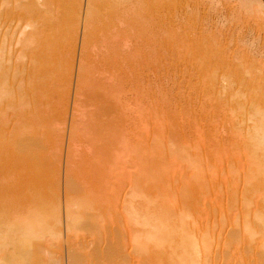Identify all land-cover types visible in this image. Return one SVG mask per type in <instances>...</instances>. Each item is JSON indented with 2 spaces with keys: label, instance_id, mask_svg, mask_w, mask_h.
<instances>
[{
  "label": "bare ground",
  "instance_id": "obj_1",
  "mask_svg": "<svg viewBox=\"0 0 264 264\" xmlns=\"http://www.w3.org/2000/svg\"><path fill=\"white\" fill-rule=\"evenodd\" d=\"M169 2H174V3L184 2L187 4L193 3L195 5H201V6H205L208 4L215 5V7L217 8L216 19L218 20V26H217V30L215 33V39H214L215 40L214 44L216 45L215 47L216 60L221 66H224V68H226L228 71H232V68L235 67L238 63H243L242 66H244L242 71H240L239 79L246 81V82L242 83V82H238V80H232L229 78V80L224 79V80H227L226 84L228 83L230 85L229 88L231 87V89L236 90V91L234 90L233 94L235 95V97L238 96L237 97L239 98L238 100H241L242 98L243 99L249 98L248 95L246 94L249 91L250 85L254 86V89L256 90L254 91V89L250 87L252 89V90L250 89L251 95L253 94V92L256 93L251 97L257 98L258 94L260 95L261 93H263L261 95H264V91L261 90V89H264V85H260L262 87L260 89H257L258 88L257 84L259 83L264 84V74L262 72L264 68V65L262 64L264 61L257 59L256 56L254 55L255 53L257 55L262 54V56L264 54V0H0V264H26L25 261L31 258L30 257L28 259L27 257L26 259V256H27L26 254L30 253L27 251V249L34 250V248L33 249L31 248L32 247L31 245H30L31 246L30 249L28 246H26L30 244V243L28 244V239L32 238V236H35V235L39 236L40 234L44 232L56 233L57 236L61 235L60 233L62 230L60 231L59 230L60 228L56 229L57 232L53 229V228H56L55 224H57L58 226L62 225V219L60 218L61 209H59L61 208V206L55 205V202H56L54 201L55 198L53 200V203H52V200L51 202L49 201L50 203H52L51 205L52 209L48 212H44V208L42 207L43 202L41 203V201L38 200L40 202V203L38 202L39 203L38 204L36 202L37 201L36 199L38 197H35L36 196L35 195L34 199L36 198L35 199L36 201H34V199L31 200V198L33 197H30V195L28 194L32 193V190L31 192L29 191L30 188H35L34 191L38 189L36 188L38 185L34 187L30 184V182L39 184L36 181H38V179L42 177L41 176L42 174L44 175V173H42L44 171L42 166L49 165V164L53 165L54 163L52 164V162L56 160V158H57L56 161H58L59 165H60L59 162H61L62 157L64 158V163H65L64 167H66L64 176L68 177L69 175L68 173L70 172V169H71L69 168L71 165L70 164L71 159L73 162L75 161L73 160V158H71V156L72 157L74 156V153L75 154L77 153L79 157L78 159H79L80 164H78V166L82 165L81 167L83 168V172H84L83 176L84 174L86 176L87 174L89 176L92 174L91 175L92 177L91 176L90 177L91 178L94 177L95 180L99 183L98 184L99 193L96 192L98 190H95L94 193L92 192L93 194H95L93 198L96 201V203H94V205L92 203L94 200L92 201L88 196V198L91 200L90 202L88 201L89 199L84 195L85 200L87 198L88 202H85V200H81L80 203H74L75 205L77 204L79 206V209L78 208L74 209L78 207L77 205L73 209L72 208L70 209L69 204H68L67 205L68 207L66 206V208L64 209L65 212L63 211L66 217L64 218L66 220L65 221L63 220L64 221L63 224L66 227L64 228L66 229L65 231L69 229L71 231H74L76 228L79 229V227H77L76 225L78 224V222H80L79 220H82V218L84 217H85V220H88L89 218L87 211H85V213L81 211L83 207L86 208L85 203L86 205H88L90 202V204L93 205L91 206L93 208V211L95 210L93 213L90 214V217L93 220V221L90 220L91 221L90 224L92 225L90 228L92 229V231L90 233L89 232L90 229H88V233L90 234L87 233L88 236L93 235L92 238L91 236L87 238L86 233H83L85 234V236H83L82 234L80 235V237L77 236L78 238L73 237L75 239L66 238L68 235L65 237L66 240L67 239L71 240V242H69L70 244L69 245L67 244L68 246H66V249L69 248L71 249V251H73L74 250L73 248H76L74 250L76 252L75 253L73 252L74 256L72 255V252H70L71 254L69 256L67 255L69 257V258L67 257L68 264H136L137 263L136 262L137 252L140 249L145 250V248H148V247L150 248L149 246L150 243L148 242L150 241V239L152 241V245L154 244V246H152L154 247V249L156 248V245L158 246L157 248L162 249L164 248V246L161 248L160 246H162L163 242L166 241L168 238L169 240L170 239L174 240L177 243V245L174 244L176 245L175 249L180 250V248L182 247L181 250L183 252L179 251L182 254L180 253L178 254L179 256L178 258L179 260L177 262L178 264H218L219 258H217V261H215V259L212 256L213 254L212 245L214 241L212 238L213 231L212 232L210 231L215 230L214 228H216V227L213 228V224H212L213 220H215L216 222V218L212 219L213 214L210 213V215L212 214L211 216L208 214L209 213L208 211L210 209L209 207L213 206V205L211 206L210 204L212 201L208 204L210 205L208 206L209 209L204 204V206L208 210L202 208L203 202L206 200L202 196L207 195L211 191L209 192L206 191V194L204 193L202 194V191H199L200 190L199 189L198 192L201 193V197L197 201H194V199H197L195 194L198 193V192L195 193L197 190L194 187L196 191L193 189L192 192H193L194 197L193 196L192 197H193V201L195 202V203L193 202L195 205L193 206L195 207L194 208L195 210L192 208L193 213L192 211L191 212L189 211L190 210L189 207H191L190 205H193V204H190L187 207V209L189 208L188 211L191 214L186 213L187 211L185 212V209L183 208V206L184 205L187 206L188 204L184 203L183 205V201L186 202L185 201L186 199L182 201V199L180 198L181 200L180 202L183 206L180 204V206L178 207V210L182 206L181 210L183 208V211L186 213L185 216H188V215L189 216L188 218L183 217L182 215L184 213L181 214V212L183 211L179 210L180 213L178 212L177 206L179 203L178 202L179 198L177 197L178 195L179 197H182V194L180 193L181 192L180 189L182 187H180L179 189L180 192L178 191L179 193H177L176 192L177 189L175 188L176 185L174 184L175 187L171 186V183L173 181L174 183H177V181L171 176L177 175L176 173L178 172L181 175L182 173L180 172V169L182 167L184 168L182 169V171L185 170L183 173L185 172L187 173L188 171L191 170V168L188 170L189 167L187 164L188 162L190 164V162L193 160V159L190 160V158H192L190 156V154H192L191 153L192 151L189 150L190 153L188 152L189 155L187 154L188 156H190V158L187 156V158H189L188 160L185 158L186 153L182 152V154H184V157L182 156V158L183 159L185 158V162L187 161V164L184 161L183 162L185 164L181 162V160L183 159L178 157L179 155L177 156L178 158H175L176 155H174L173 157L172 152L173 154L175 153L174 149L173 147L172 149L171 147L169 148V146L172 143L170 142H169L170 144L166 143L167 142L166 138L169 136L166 135L167 137L165 138V134L161 133L162 132L161 129L165 127V123H163L164 121H161L163 120L161 119L162 118L161 114L159 115L161 117V118L159 117V120L161 119L160 120L161 123L157 119L158 126H156L157 125L156 124L154 127L155 128L158 127L159 134L162 136V138L164 137V142L162 145L165 144L164 146H168L166 144H169L168 150L166 149L167 147H163L161 144L159 145L157 143L158 141L157 138H156L157 141L155 140L156 142L155 144L156 146L158 144V146H160L161 148L159 149L158 146L157 148L155 145H149L151 143L148 144V148L149 146L156 147L155 148L156 152L155 150L152 149V152L154 151V154L152 156L154 155L159 156V157L163 156L162 157L163 162L164 161L166 162V164H164V170L167 166L170 167L168 169L169 170L168 173H170L171 168H172L171 171H173L175 168L178 169V166H179V169H178L179 171L175 170L178 172L175 173L173 171L171 172L172 174H170L171 175L170 177L174 180H170L172 182H170L169 187L176 189V191L172 189L174 190V192L172 191L171 193H169L171 191L170 188H169L170 190H168L169 192L167 190H164L166 187L168 189L169 182H167V184L165 183L166 181L164 182L163 180L164 178L162 177V175H165L167 171L165 170V172H163V168L161 167L162 170L160 169L159 170L162 171L164 174L160 172V175L162 174L161 175V177L163 178L162 182H164L166 187L162 185L163 186V188L161 187L163 189L162 192L159 191L160 189L158 190L162 194L158 193V195L160 194L165 195L163 191L165 193L168 192V195L166 194V196H164L165 199L164 197L160 195V197H162L164 200H166V197H169L168 203L167 204L165 203V206L161 207L162 205L160 206L159 203L160 202L162 203V201L160 200L158 202V205L161 207L160 210H156L158 209L157 207H159L157 205H156L157 207L155 206L156 208L154 207L155 210L153 209V206H151V208L154 211L152 209L151 210L153 211V213L155 212V214L152 213L153 215L148 213L151 210L148 211L145 208H141V209L136 208L137 211L145 209V211H142V212L148 213V214L145 213V215L143 213V216H140L142 218L146 216V214H147V217L149 214H150L149 217L153 216V218H148L149 221L147 220V217L146 218L144 217V220H146L147 222L144 221L142 218H140V220H142L141 224L146 223V228L150 226L149 228L151 231L154 228L155 232L154 231H152V233L150 232L152 235L150 233L148 234L150 235V237H145V235H142L143 233L140 232V229H143L140 227L141 226L144 227L143 225H140L139 228H136V230L140 233L136 232V230L133 229V226H130L129 221L125 220L124 218L126 217L125 214L121 215V210H120L122 209L121 207L122 201L120 199H121V195L124 189L123 187L125 186L124 184L126 182L128 183L129 181L126 179L128 174L129 175L131 174L129 170L125 171V169L130 167L128 169L131 170L132 167L134 168L137 166L135 164L139 158V156H137V153L141 147L140 144H143L140 141H143L147 137V129L152 120V118L150 119L149 117L153 116V113H154V116H158L155 113L156 110H153V108L150 107L152 105L150 101L149 103H147L146 101L144 103L143 100H141L140 102V99H139L140 94H141L140 85L141 84L143 85V83L145 82L146 88L150 87L149 80L151 78H149L150 76L149 74H151L150 73L151 64H153L152 59H153V52H154V45H155L154 39H155L156 25L165 26L164 23L168 22L170 18L173 17L171 15V12L166 9L167 3ZM155 6H158V8L160 7L161 9L158 12L154 13L153 9ZM223 21H226L227 23H229V27L226 30L224 29V26L222 25ZM234 21H238L239 23H242L244 25L245 30H249L252 33L253 37L257 39V41L255 42V45H251V46L249 45L251 48V52H253V54L250 52L251 53L250 56L248 52L242 50L243 44H242V41H239L240 40L239 32L233 30L234 26L232 28V24ZM140 67L144 69L145 73L141 70ZM140 70L143 72V75H144L143 76L144 78H142L144 79V82L142 81V83L140 82V77H139V74H141ZM260 77L262 78L261 80H260ZM240 86H243L244 88L243 87L241 88ZM222 87L224 88L225 85H222ZM246 87L248 88L247 89L248 91L246 90ZM223 88L222 90H225V88L224 89ZM229 88H227V91L230 90ZM222 90L220 89V92H218L219 99L216 96L217 100H220V93ZM259 90L261 92L257 93V91ZM148 91L150 92V90H147V91L145 90V93H148ZM224 92L225 91L222 92L223 94L221 93V97L222 95L224 96L226 95V93L224 94ZM145 93L143 92L144 95L142 94V96L149 98L150 95L148 96ZM244 93L246 97L245 95H242L241 96L242 98L239 97V94H244ZM233 94L231 93V95ZM231 95L229 98L233 97V96L231 97ZM255 95L257 97H255ZM261 95L260 97L262 98ZM222 100L226 101L225 97ZM262 100H264V97L262 98ZM263 104L264 102L262 103V105ZM224 105L225 104L223 103L222 105L223 107L221 106L220 108L223 109ZM260 107L261 105L256 108L260 109ZM178 109H180V107ZM257 109L256 111L259 112V110ZM263 109H264V105H263ZM149 110H151L150 112H152L151 115L148 112ZM250 110L252 111L253 114L255 113L254 107H251ZM219 111L220 109L219 107H217V112L220 114L219 116H221V113ZM247 111H249V109ZM249 112H247V114ZM257 112L255 114H257ZM260 112H263V111H260ZM180 113H178L177 116ZM260 119H259L260 122L255 121L254 124L252 125L249 124L250 125L249 127H251L250 129L247 128L248 134L246 135H249L250 137V139L247 141V151L249 152V155H248L249 166L246 169V177L244 176L245 179L241 178L240 176V174L242 175V172L244 171H242V164H240L239 162L240 159L238 158L239 161L237 159V156H240L241 152L240 153L236 152L235 151L236 149L234 150L235 152L231 150L233 151V154H230V156L234 155L235 156L234 158L237 159L236 161L237 163L236 162L233 163L234 158L232 156L231 163L227 161L229 162L228 164H230L229 167H228V164L225 165L228 167L227 168L228 170L225 169L227 172L226 171L224 172L227 174V178H228V175H230L233 181L235 180L234 183L235 182L239 183V181L243 183L241 179L247 180L246 181L247 183L244 182L245 184H247L246 189L248 193V194L246 193L247 195L245 194L248 197L247 198V206H248L247 207V220H246V233H247L246 235L247 236L246 235L245 236L248 239L247 244L249 246V249L252 251L256 248L257 250L258 249L261 250V253L263 251L262 259H264V205L257 204V200H256L257 198H259L257 195L259 196L261 195V198L264 200V119L263 118H260ZM200 123L198 124L196 123L193 127L194 137H192V134L189 135L191 133L189 132L191 127L188 130L189 134H186L187 132L185 131L186 133H184V136L186 137L189 135L192 138H194L193 141H195V145L191 144V146H194V147L196 146V148L199 151V152L197 151L198 152L197 154L199 156L202 155L201 159L206 158L208 155L207 154L208 151H206L205 149H208L210 151V154L212 152L213 157L210 156L209 158H211V160L214 159V163L210 160L209 161L207 160L208 164L213 163L212 165L215 164L216 167L222 162L225 164L224 162L226 161L225 157L226 156L228 157L229 155H227L226 152H224L226 156L224 158H220V156L221 157L224 156L222 149H225V150L227 149L226 145H222V143L224 142L223 141L221 142V140L224 138L225 135L224 136L222 135L223 138L221 137L222 139L220 140L222 147L219 146L220 142L217 143V145L215 144V142L212 143L211 141H210L211 145L206 144L203 142V140L205 139V138L203 139V137L206 136L208 132H206L207 134H205V132L203 131L205 135L202 136L203 132L200 131V128H199L200 126H202L200 125ZM160 125L163 126V128ZM176 126L178 127V124H176ZM163 131L165 130L163 129ZM169 132L171 133V131ZM178 138L182 139V137L177 136V140H180ZM206 138H208V135ZM215 138L219 139L220 137L217 136ZM151 139L153 140L154 137H152ZM190 139L188 140L191 141ZM228 139L230 140L231 137L230 138L228 137ZM47 140L49 142L48 144H46ZM188 140L186 142H188ZM172 141H175V140H172ZM182 141L180 142L185 145V141L184 142ZM64 142H66L65 148H64ZM138 142L140 143L138 144ZM47 145L49 146L46 147ZM137 145L138 147L140 145V147L138 148ZM144 145H142L143 148L145 147ZM182 145H179V146L182 147ZM187 145L185 147H187ZM207 145H210L211 148L214 145V147H216V149L218 150L220 149L218 147H221L220 155L216 149H213L215 150L213 153V150ZM228 146H230V144L227 145V147ZM49 148L55 149L57 156L53 153V150H51L52 151L51 153ZM143 148L141 147L142 152L145 151V149L143 150ZM162 148L163 149L165 148V149L163 150ZM234 148L235 147H233V149ZM64 149H65L64 151L65 157L63 156ZM190 149L193 150L192 156H194V149L191 147ZM230 149H227V150H229L230 152ZM169 151H172L170 152L171 155L169 154ZM175 151L176 152L178 151V154H179V152L183 151V149L181 151L180 149L178 150L176 149ZM186 151H188V149H186ZM148 152H149V149H148ZM152 152L150 150V153ZM205 152L207 154L206 156H205ZM163 153L165 154L163 155ZM235 153H239V154L236 155ZM198 155H196V152H195V156L199 157ZM146 156H148V154ZM136 157H137V161H136ZM171 157L176 159L175 161L177 162H179V159H180L179 163L180 164L182 163L183 166L182 165H181L182 167H180V165L172 166L174 163V160L170 159ZM216 157H218L217 159L219 158L221 159L219 160L221 163L215 162ZM159 160L161 159L159 158ZM197 160L194 159L193 161L196 162ZM146 161L147 160H145L144 162ZM203 161H205V159H203ZM73 162H72V165L74 167L76 162L75 163ZM126 162H128L129 164ZM139 162L142 163V160L141 161L139 160ZM163 162H162V165H163ZM199 162L197 163L200 164ZM209 162H212V163H209ZM223 163L221 164V166L219 165V167H222ZM125 164L131 165V166L127 167ZM192 164L194 166L195 163L193 162ZM208 164L207 166H209ZM51 165H49V167ZM162 165L160 164V166ZM165 165L167 166L165 167ZM184 165H187L186 167L188 168L186 169ZM212 165L209 166V169H212L210 168ZM78 166L74 168L78 170L77 169L79 168ZM201 166H204V164L200 165L199 167ZM215 166H213V168ZM46 167L47 166H45V168ZM199 167H197L198 168L197 171L201 170L199 169ZM215 168L212 170H215ZM194 169L195 167L193 168V170ZM203 169L205 170H202V171L207 170L206 165ZM68 170L69 172L67 173ZM193 170L191 171L194 174L195 173L194 171L196 170L194 171ZM197 171L195 175L199 173V171L198 172ZM44 172L46 173V171ZM210 172H213V171L210 170ZM222 172L223 171H221V173ZM168 173H167V176L165 175V177H167L165 179L169 181L170 178L168 177L169 175ZM199 174L197 175V177L199 176ZM219 174L217 173V176ZM59 175L60 174L58 172V177ZM186 175L187 177L188 175L190 176V174H186ZM194 176H192V179L194 178ZM207 176L209 175L208 174L205 175V177ZM222 176L223 175L220 174L218 177L220 179H217V181L219 180L220 182L226 177V175L223 176L224 178H222ZM215 177L210 179L212 180V184H213V181H215L217 178ZM239 177L241 179L237 180V178ZM128 178L130 179L129 176ZM201 178L203 179V176H201L199 179ZM207 178L208 179H205V180L203 179L205 181V182L203 181V184L205 183L207 188L210 189L211 188L210 185L208 186V184H206L207 182L206 180L209 181L210 176ZM124 179H126L125 183H124ZM40 180L39 182L41 185ZM79 180L80 178L76 181H79ZM90 180L92 179H89L88 181L90 182ZM194 180L195 179H193V181ZM66 181L68 180L66 179ZM226 181L224 179V181L222 182L223 184H221V182L219 184L217 183L218 185L216 184L215 186L218 187V189L214 187L213 188L216 190H219L220 186L221 188L223 187L225 188L226 186L225 184H227ZM233 181L231 184L232 186L238 185V184H233ZM186 182H188V179L185 180L183 183H181V186H183L185 183L184 185L185 187ZM241 182L239 184H241ZM85 183L83 185H85ZM91 184H93V182ZM26 185L32 186L29 188V190L27 186V190L29 192H26L27 191L26 189L25 191H22L24 190L23 188ZM83 185L81 186L83 187ZM189 185L191 186V182ZM205 185L204 187L206 188ZM222 185L224 186L222 187ZM87 186L88 187L86 189L89 190L90 189L89 183ZM195 186H196V183H195ZM235 186H233L232 188H234ZM197 187L200 188L201 185L200 186L197 185ZM238 188H239V185L237 186V189ZM185 189L189 190L188 187ZM225 189H227V186ZM85 190H84V193H85ZM216 190L215 192L212 191L214 195L210 193L211 196H208V198H210L213 195V197L215 198L214 204L217 201L216 199L218 198V195L219 196L221 195L220 190H219L218 195L216 194ZM232 190H230V192L235 197L236 195H234ZM183 191H185L184 188L182 192ZM225 191H224V194H226L225 196H227V194H230L228 192L229 190L227 191L228 193L227 192L225 193ZM22 192L24 193L26 192L27 195H23L24 193L22 194ZM175 192L177 194V197H175L176 195H174ZM35 193H37V191ZM86 194L88 193L86 192ZM239 194L237 193L238 196ZM154 196H156L157 199L154 201L155 203L153 202L152 204L155 205L157 204L156 201L158 200L159 197H157V195L155 194L152 197H150L151 200L154 199L153 198ZM126 197H129V196H126ZM221 197L222 195L220 196V198ZM236 197H235V200L233 201L231 200L232 198H230V200L232 201V204H237L235 203L237 199ZM182 198L184 199L187 197L184 196ZM212 198L210 200H213ZM80 199L82 198H79V200ZM164 200H163V205H164V202L167 201V200L166 201ZM223 200L220 201V204H219V200L217 201L218 202L217 205L219 204L217 207L221 206V203ZM239 200L240 199L238 198V201ZM123 201H125V199ZM140 201L141 200H139V202ZM258 202L261 203L260 200ZM65 203H67V201ZM148 203L149 202H146V204ZM226 203H228V201ZM142 205L140 206L142 207ZM231 205H229L228 203V206H231ZM228 206H226L225 208V210L228 209V212L226 211L227 214L229 213V209L231 208V207L228 208ZM233 206L231 209L234 208ZM223 207H221L220 209L223 210L222 209ZM205 210L207 211V213L205 212ZM212 210H216V209H212ZM216 211L218 212V210ZM156 212H160V213H158L157 215ZM210 212H211V209H210ZM223 212L225 214V211ZM240 212H238V214ZM139 213L137 212V214ZM205 213L208 214L207 217ZM137 214L135 211V215ZM230 214L232 213L230 212ZM154 215H156V217H154ZM135 217H139V216H135ZM51 218L52 220L54 219L53 221L54 223H51L48 221ZM150 219L158 220V222L151 220V223L154 222L156 224V226H154L155 224L152 225L154 226L152 227V229H151ZM231 219L232 218H230L229 220L232 221ZM234 219L235 218H233V220ZM140 220H137V221H140ZM171 220H175L179 222L180 228L177 226V224H174L176 225L175 227H178L177 229H175L177 231H174L173 229L174 227L169 225L170 223L172 224V222L168 223V221H171ZM185 220L187 221V223L189 222L188 223L189 226H192V229H190V232L184 229L186 228ZM218 220L219 222H221L220 218ZM218 220H217V223H218ZM39 221L40 223L42 222L41 227L45 225L44 226L45 228L40 227ZM131 223L133 222L131 221ZM148 223H150L149 226H147ZM237 223H236V226H240L241 225L240 223H243V222H240L239 223L240 225ZM220 224H223V222ZM75 225H76V228H74ZM146 228H145V231L149 232V230H147L148 228L147 229ZM205 229H206V232L205 231L203 232L202 230H205ZM237 229L236 231H239L240 228L238 230ZM105 231H106L107 236H108V233L112 235L110 238L111 242H109L110 241L109 240L108 241L109 244H106V245L104 244V240L107 239L106 237H104ZM183 231H186V232L181 234V232ZM51 233H49V236ZM67 233L68 231L66 232V234ZM186 233L187 234L190 233L188 237ZM144 234L147 235L146 232H144ZM237 235H238V232H237ZM38 236H35V238H37ZM146 238L149 239L147 241L148 247L143 246L145 245V242L147 240ZM37 239H40V238L38 237ZM178 239L180 240V242L178 241ZM171 240L170 242L168 241L166 242L171 244ZM231 241H230V244L234 245L233 244L234 240L232 241V243ZM25 242H26V245H25ZM256 243H259L258 248L256 246ZM31 244H34V243L32 242ZM34 245H36V243ZM167 246L169 247V245ZM219 246L222 247L224 245H219ZM237 247L239 248V246ZM165 249H168V248H165ZM175 249L173 251H176ZM257 250H255V252ZM169 251L170 250H168V252ZM246 251H249V250H245L244 252ZM157 252H155L154 254H156ZM253 252L254 251H252V253ZM66 253L68 254V252ZM229 254L231 255L232 252H230ZM245 254H247V252ZM28 256H32V255L29 254ZM161 256L158 255L159 259ZM220 256L221 254L219 255V257ZM259 256L260 255L258 254V257ZM158 257L156 255L157 259ZM169 257H170V254H169ZM228 257L229 255L228 256L226 255V258ZM152 258L155 259V257H152ZM171 258H174V257H171ZM171 258L169 261H171ZM226 258L224 257L222 258V260L223 259L225 260ZM260 258L261 257H259V259ZM226 260H227L225 261L226 264L228 262H230L229 264H231L232 260L230 261V258ZM234 261L235 260H233V262ZM30 262L31 260H29L27 264ZM219 263L222 264L223 262L221 263V261L219 260ZM237 263H239V261ZM174 264H175V261H174ZM240 264H243L242 261L240 262Z\"/></svg>",
  "mask_w": 264,
  "mask_h": 264
},
{
  "label": "rangeland",
  "instance_id": "obj_2",
  "mask_svg": "<svg viewBox=\"0 0 264 264\" xmlns=\"http://www.w3.org/2000/svg\"><path fill=\"white\" fill-rule=\"evenodd\" d=\"M185 4V5H184ZM187 6V7H186ZM161 8L159 7L158 8V6H155L154 7V9H153V11H154V13L155 12H158L159 10H160ZM166 9L168 10V11H170L171 12V15L173 16V17H171L170 18V20L168 21V22H166V23H164V25L165 26H161V25H156V31H155V39H154V43H155V45H154V52H153V59H152V63L153 64H151V74H149L150 76H149V78H151L150 80H149V82L151 83H149V86L150 87H148V88H146V86H145V82H144V79H142V78H144L143 76V72H144V69H142L141 67V70L143 71H139L141 74H142V76H141V74H139V77H140V82L142 83V81L144 82L143 83V85L141 84L140 85V102H141V100H143V102L145 103V101L147 102V103H149V101H150V103H152V105L150 106V107H152L153 108V110H156L155 111V113L158 115V116H154V113H153V116H154V118H153V116H150L149 118L151 119L152 118V120H151V123H150V125H149V127H148V129H147V137L143 140V141H140L141 143H143V144H140L141 145V147L143 148V146L142 145H144L145 147L143 148V150L145 149V151H143L144 152V154H143V152L141 151L142 149H141V147H140V145H139V147H140V149H139V151H141V152H139L138 151V153H137V156H139V158H138V161H137V157H136V167H132L131 168V170L130 169H128V168H130V167H128V166H131V165H126L128 168L127 169H125V171H130V175L128 174V176L130 177V179L128 178V176H127V180H129L128 181V183L126 182V179H124V189H123V192H122V195H121V201H122V203H121V207H122V209H120L121 210V215H123V214H125V216L126 217H124L125 218V220H127V221H129V223H130V226H133V229H135L136 230V228H139L140 227V225H143L144 227H140V228H143V229H140V232L141 233H143L142 235H145V237H150V235H148L150 232L152 233V231H154L155 232V230H154V228L152 229V227H154V226H156V224L154 223V222H152L151 223V220H154L155 222H158V220H156V219H150V223H151V229H152V231L150 230V223H148V225L147 226H149V227H147L146 228V223H144V224H141V222H142V220H140V218H142V217H140V216H143V213H144V215H145V213H147V212H142V211H145V209H147L148 211H150L152 208H151V206H153V209H154V207L157 205V206H159L158 205V202L161 200L162 201V203L160 202L159 204H160V206L161 207H163V206H165V203L167 204L168 203V199H169V197H166V200H164L165 199V197L164 196H166V194L168 195V190H170L171 189V191L169 192V193H171L172 191L174 192V190L176 191V189H177V193H179L180 191V193L182 194V197H187V198H182V197H179V195H178V197H177V194H176V192H175V194L174 195H176L175 197H177V198H179L178 199V206H177V210H178V207L180 206V204H181V200H180V198L182 199V201L183 200H185L186 202H184L183 201V205H184V203H187L188 205L186 206V205H182L183 206V208L185 209V212L186 213H188V214H191V213H189V211L191 212L192 211V213H193V210H192V208L194 209L195 207H193V206H195L194 205V201H197L200 197H201V193L200 192H198V190L199 191H202V194L204 193V194H206V191H211V192H207L208 194L207 195H204V196H202V197H204L205 199V201L203 202V207L202 208H204V209H206V210H208L209 208L211 209V212H210V209H209V215H210V213H212L211 215H212V219H214V218H216V222H215V220H213V228L214 227H216V228H214L215 230H211L210 232H212V238H213V245H212V249H213V251H212V256H213V258L215 259V261H217V258H219L218 259V264H220L219 263V260L221 261V263L222 264H224L225 263V261H227L226 259H228V258H230V261L232 260V262H231V264L233 263V264H240V262L242 261V263L244 264H264V259H262V253H263V251H262V253H261V250H257L255 247V249L254 250H252V251H254L255 252V250H257L255 253H257V254H255L254 252L252 253V251L249 249V246H248V239H247V233H246V220H247V184H245V183H247L246 181L247 180H243V179H245V177H246V169L248 168V166H249V158H248V155H249V152L247 151V141L250 139V137H249V135H246V134H248V129H250L251 127H249L250 125L249 124H254V122L255 121H259L260 122V118H263L264 119V109H263V105H262V103L264 102V100H262V98L264 97V95H261V94H263V93H261L260 95L262 96V98L260 97V95L258 94V97L255 95V97H257V98H253V97H251V96H253L254 94H256L255 92H253V94L251 95V93H250V89L251 88H253L254 89V86H252V85H250L249 86V91L247 90L248 88L246 87V90L248 91V93H247V91H246V95H248V97L249 98H246V99H243L241 96L242 95H245V93L244 94H239V97H241L240 99L242 100H238L239 98H237V97H235V95L233 94L234 93V90L235 89H231V87L229 88V84L227 85L226 84V82H227V80H229V78L230 79H232V80H238V82H246V81H243V80H241V79H239L240 78V71H242V69L244 68V66H242V64L243 63H238L235 67H233L232 68V71H228L226 68H224V66H221L219 63H218V61L216 60V51H215V47H216V45L214 44V42H215V33H216V30H217V26H218V20L216 19V10H217V8L215 7V5H213V4H208V5H205V6H201V5H195V4H187V3H178V2H176V3H174V2H169V3H167V6H166ZM180 13V14H179ZM176 17V18H175ZM226 21H223V23H222V25L224 26V29L226 30V29H228V27H229V23H225ZM233 26H234V28H233ZM159 28H160V30H159ZM165 30H164V29ZM206 28V29H205ZM232 28H233V30L234 31H238L239 32V41H242V50H244V51H246V52H248V54H249V56L251 55V53L253 54V52H251V48H250V46L251 45H255V42L257 41V39H255L254 37H253V35H252V33L249 31V30H245V28H244V25L242 24V23H239L238 21H234L233 22V24H232ZM164 30V31H163ZM206 30V31H205ZM166 31V32H165ZM163 32V33H162ZM244 33V34H243ZM212 35V36H211ZM208 38V39H207ZM208 41V42H207ZM215 45V46H214ZM250 45V46H249ZM249 48H250V50H249ZM247 50H249V51H247ZM251 52V53H250ZM255 56H256V58L257 59H260V60H263L264 61V54H263V56H262V54H254ZM194 56V57H193ZM194 58V59H193ZM262 65H264V62H263V64ZM180 68V69H179ZM172 69V70H171ZM185 69V70H184ZM240 69V70H239ZM181 70V71H180ZM167 71V72H166ZM262 72H263V74H264V68H263V70H262ZM145 73V72H144ZM174 74V75H173ZM200 74V75H199ZM159 75V76H158ZM164 75V76H163ZM185 75V76H184ZM152 76V77H151ZM175 76V77H174ZM165 77V78H164ZM262 77V76H261ZM260 77V80L262 79ZM172 79V80H171ZM224 79H227V80H224ZM159 80V81H158ZM171 80V81H170ZM175 80V81H174ZM259 80V79H258ZM195 81V82H194ZM220 82V83H219ZM215 83V84H214ZM173 84V85H172ZM193 84V85H192ZM189 85V86H188ZM222 85H225V90H222ZM260 85H264V84H261V83H259V84H257V89H260L262 86H260ZM173 86V87H172ZM227 86V87H226ZM183 87V88H182ZM241 88L243 87V86H240ZM251 87V88H250ZM145 88V89H144ZM172 88V89H171ZM189 88V89H188ZM223 88V89H224ZM227 88H229L230 90H228L229 91V93H230V95H231V93L233 94V95H231V97L233 98H229L230 97V95H229V93H228V91H227ZM244 88V87H243ZM220 89L222 90L221 91V93L223 92V91H225L224 92V94L226 93V95L224 96V95H222V97H221V93H220V100H217L216 99V96H217V98L219 99V93L218 92H220ZM145 90L147 91V90H150V92L148 91V93H145ZM252 90V89H251ZM262 91H264V89H261ZM236 91V90H235ZM254 91H256L255 89H254ZM143 92L146 94V95H150V97L148 98V97H144V96H142V94H143ZM172 92V93H171ZM194 92H195V94H194ZM259 92H261L260 90L259 91H257V93H259ZM173 94V95H172ZM187 94H189V95H187ZM223 94V93H222ZM228 94V95H227ZM236 94H238V93H236ZM249 94H250V96H249ZM144 95V94H143ZM145 95V96H146ZM166 95H167V97H166ZM212 95V96H211ZM246 95H245V97H246ZM193 96V97H192ZM225 97V99H226V101L224 100H222V99H224V97ZM187 97V98H186ZM197 97V98H196ZM236 99H235V98ZM244 97V98H245ZM162 98V99H161ZM179 98V99H178ZM222 98V99H221ZM231 100H229V99ZM261 98V99H260ZM166 99V100H165ZM176 99V100H175ZM182 99V100H181ZM188 99H189V101H188ZM198 99V100H197ZM252 99V100H251ZM158 100H160V101H158ZM180 100V101H179ZM202 100V101H201ZM228 100V101H227ZM217 101V102H216ZM246 101V102H245ZM257 101V102H256ZM187 102V103H186ZM221 102V103H220ZM223 103L225 104L224 105V110L222 109V108H220L222 105H223ZM218 104V105H217ZM221 106H220V105ZM141 105V104H140ZM182 105V106H181ZM187 107H186V106ZM217 105V106H216ZM250 105V106H249ZM261 105V107H260V109L258 108H256V107H258V106H260ZM180 107V109H178L179 107ZM208 106V107H207ZM159 107V108H158ZM183 107V108H182ZM194 107V108H193ZM217 107H219V109H220V113H221V116H219L220 114L217 112ZM223 107V106H222ZM250 107V108H249ZM251 107H254L255 108V113L257 112L256 111V109L257 110H259V112H257V114H258V116H257V114H253L252 113V111L250 110L251 109ZM249 109V111H247L248 109ZM160 109V110H159ZM193 109V110H192ZM201 109V110H200ZM232 109V110H231ZM247 109V110H246ZM178 110V111H177ZM181 111V113H180V111ZM252 110H254V109H252ZM151 110H149L148 112L150 113V115H151V113L152 112H150ZM163 111H164V113H163ZM183 111V112H182ZM246 111V112H245ZM260 111H263V112H260ZM144 112V111H143ZM162 112V113H161ZM180 113L178 116H177V114L178 113ZM185 112V113H184ZM247 112H249L248 114H247ZM172 113V114H171ZM173 113H174V115H173ZM245 113H246V115H245ZM262 115H261V114ZM161 114V117L159 116ZM163 114V115H162ZM176 114V115H175ZM190 114V115H189ZM260 114V115H259ZM193 115V116H192ZM245 115V116H244ZM176 116V117H175ZM247 116V117H246ZM156 117V118H155ZM159 117L161 118V119H163V120H161V121H164L163 123H165V127L163 128V126H161L165 131H163V129H161L162 130V134H165V138L167 137V136H169V137H167L166 139H167V142H166V140H165V142L166 143H172L170 146H169V144H166V145H168L169 146V148L171 147V149H172V147H173V149H174V154H173V152L172 151H169V154H170V152H172V155H173V157H174V155H176V157L175 158H178V157H180L181 159H183L182 158V156L184 157V154H182V152H184V153H186V159L188 160L189 158H190V156L192 157V158H190V160H197V158H198V160L195 162V161H191L190 162V164H191V166L194 168L195 167V169L194 170H196L197 171V167H199L200 165H203L204 164V166H201V167H199V169H201V170H198L199 171V173L201 174V176H203V179L205 180V179H208L207 177H209L210 176V178H209V181L208 180H206L207 182H206V184H208V186L210 185V187L211 188H216V189H218V187H216L215 185L218 183H220L221 182V184H223L222 182L224 181V179H225V181H226V183L227 184H225L226 186H227V189L229 190H227V189H225L226 188V186H225V188L223 187L224 185H222V187L224 188H221V186H220V188H219V190H220V192H221V195H222V197L221 198H223V199H225V200H223V199H221L220 198V196L218 195V193H219V190H216V189H209V188H207V186L205 185V183L203 184V179L201 178V179H199L201 176H200V174L199 173H197V175L199 174V176L197 177V175H195L196 174V171H194L193 170V168L190 166V164H189V162H188V164H187V161L185 162V158L183 159V160H181V162H185L187 165H188V167H186L187 165H184L185 166V168L187 169L188 168V170L191 168V170H193L195 173L193 174L192 173V171L190 172V171H188V172H190V173H186V174H190V176L188 175V177H187V175L185 174V173H183L184 171H182V169H184L182 166V163L180 164L179 162H180V159H179V162H177V161H175L176 159H174L173 157H171L170 159H173L174 160V163H173V165L172 166H177V165H180V167H182L181 169H180V172L182 173L181 175H180V173L178 172L179 170V166H178V169L177 168H175L173 171L176 173V172H178V173H176L177 175H170V174H172L171 172H173V171H171V169H170V173H168V169L170 168V167H168L167 165H165V170L167 171L166 173H165V175L167 176V173L169 174L168 175V177L170 178L169 179V181L168 180H166L165 178H167V177H165V175H162V177L164 178H162L161 177V175H160V172L161 173H163V172H165V170H164V164H166V162L164 161L163 162V159H162V157L160 156H152L153 154H154V151L152 152V149L153 150H155V152H156V147L158 146V144L160 145H162L163 144V142H164V137L162 138V136L159 134V129H158V127L157 128H155L154 126L158 123V121H157V119L159 120ZM171 119H170V118ZM185 117H187V118H185ZM177 118V119H176ZM200 118V119H199ZM149 119V120H150ZM184 119V120H183ZM192 119V120H191ZM260 119V120H259ZM159 120V121H160ZM169 120V121H168ZM171 120V121H170ZM190 120V121H189ZM195 120H196V122H195ZM157 121V122H156ZM161 121H160V123H161ZM187 121V122H186ZM150 122V121H149ZM178 122V123H177ZM190 122V123H189ZM201 122V123H200ZM194 123V124H193ZM198 124V123H200V125H202V126H200L199 128H200V131H204L205 132V134H207L206 132H208V138H206L207 137V135L206 136H204L203 137V142L204 143H206V144H210V141L213 143V142H215V144L217 145V143H219L220 142V140L223 138V136H224V138L221 140V142L223 141L224 143H222V145H226V148L227 149H230V147H231V149H230V152H229V150H225V149H222L223 151V157H221L220 156V158H224L225 156H226V154L227 155H229L228 157L226 156L225 158H226V161H224L225 162V164L223 163V165H222V167H219V165L221 166V162L219 161V160H221L220 158L219 159H217L218 157H216V159H215V162H219V163H221V164H219L218 165V163H217V167L215 166V164L214 165H212L213 163H214V159L213 160H211V158H209L210 156H212V152H211V154H210V151L208 150V149H205L206 151H208V155L206 154V152H205V156L207 155V157L206 158H203V159H205V161H212V162H209V163H212V164H208V161L207 162H205V161H203V159H201L202 158V155L201 156H199L197 153L199 152L198 151V149L196 148V146L194 147V146H191V144H193V145H195V141H193V139L194 138H192V137H194V130H193V127H194V125L195 124ZM232 123V124H231ZM174 124V125H173ZM176 124H178V127L176 126ZM191 124V125H190ZM219 124V125H218ZM164 125V124H163ZM181 125V126H180ZM185 127H184V126ZM248 125V126H247ZM156 126H158V124L156 125ZM180 126V127H179ZM223 126V127H222ZM160 127V128H161ZM191 127V128H190ZM155 128V129H154ZM183 128V129H182ZM189 128H190V130H189ZM248 128V129H247ZM203 129V130H202ZM157 130V131H156ZM175 130H176V132H175ZM183 130V131H182ZM188 130H189V132H191L190 134H189V132H188ZM169 131H171V133L169 132ZM177 131H178V133H177ZM187 133H186V132ZM211 131V132H210ZM164 132V133H163ZM175 133V135H174V133ZM204 132H203V134L202 133H200V134H202V136L203 135H205L204 134ZM210 132V133H209ZM167 133V134H166ZM181 133H183V134H181ZM184 133H186V134H189V135H191L192 134V137L191 136H186L188 139H190L191 141H189L185 136H184ZM213 135H212V134ZM219 135H218V134ZM158 134V135H157ZM171 135V137H173V138H171L170 137V135ZM211 134V135H210ZM157 135V136H156ZM161 136V138H160V136ZM167 135V136H166ZM181 135V136H180ZM211 137H210V136ZM214 135H215V137H217V136H219L220 138L219 139H217V138H215L214 137ZM223 135V136H222ZM159 136V137H158ZM177 136L178 137H182V139L181 138H178V139H180V140H177ZM201 136V137H202ZM237 136V137H236ZM152 137H154V141L151 139ZM175 137H176V139H175ZM185 139H184V138ZM213 137V138H212ZM222 137V138H221ZM228 137L230 138L231 137V139L229 140L228 139ZM156 138H157V140L158 141H160V142H158L157 140H156ZM214 139V140H213ZM155 140L157 141V146H156V142H155ZM163 140V141H162ZM169 140V141H168ZM172 140H175V141H172ZM183 140V141H182ZM188 140V142H186ZM227 140H228V142H227ZM180 141H182V142H184L185 141V145L183 144V143H181ZM208 141H209V143H208ZM140 142H138V144L140 143ZM154 144H153V143ZM179 142V143H178ZM221 142H220V144H219V146H221ZM49 142H48V140L46 141V144H48ZM149 143H151V144H149ZM187 143H188V145L191 147V148H196V149H194V156H195V152H196V155H198L199 157H194V156H192L193 155V150L192 149H190V147L187 145ZM228 143V144H227ZM238 143V144H237ZM148 144L149 145H155L154 147L153 146H149V148H148ZM184 146H183V145ZM230 144V146H228L227 147V145H229ZM65 145H66V142H64V148H65ZM165 145V144H164ZM164 145H162L163 147H167L166 149L168 150V146H164ZM178 145V146H177ZM179 145H182V147L181 146H179ZM187 145V147H185ZM211 145V144H210ZM210 145H207L208 147H210ZM237 145V146H236ZM239 145V146H238ZM49 145H47L46 147H48ZM147 146V147H146ZM204 146H205V144H204ZM137 147H138V145H137ZM138 147V148H139ZM152 147V148H151ZM159 147V149L161 148L160 146H158ZM157 147V148H158ZM175 147V148H174ZM189 147V148H188ZM222 147V146H221ZM221 147H218V148H220L221 149ZM233 147H235L234 149H233ZM149 149V152H148V149ZM183 149V151H181L182 149ZM211 148V147H210ZM209 148V149H210ZM224 148V147H223ZM50 149V148H49ZM163 149V148H162ZM165 149V148H164ZM163 149V150H164ZM178 150V149H180V151L181 152H179V154H178V151L176 152L175 150ZM186 149H188V151H186ZM212 150L213 149H216V147H214V145H213V147L211 148ZM218 150V149H216L217 151H218V153H219V155H220V151L221 150ZM236 149V150H235ZM51 150H53V153L57 156V154H56V150L55 149H50V152L52 153V151ZM150 150H151V152L152 153H150ZM192 151L191 153L192 154H190V156H188L189 155V153H190V151ZM196 150V151H195ZM231 150H235L236 152H241V154H240V156H237V159L239 158L240 159V161H239V159H238V161L240 162V164H242V171H244V172H242V175L240 174V176H241V178H243V179H241L240 177L239 178H237V180L238 179H241L242 181H243V183L241 182V181H239V183L241 182V184H239V183H234V181H233V179H232V177H230V175H228V178H227V174L224 172V171H226V170H228L227 168L229 167V165L230 164H228L229 162L231 163V161H232V156H233V158L235 157L234 155H231L230 156V154H233V151H231ZM65 149L63 150V156L65 157ZM186 151V152H185ZM198 151V152H197ZM214 151L215 150H213V153H214ZM234 151V152H235ZM145 152H146V154H145ZM165 152V151H164ZM167 152V151H166ZM189 152V153H188ZM224 152H226V154L224 153ZM142 153V154H141ZM150 153V154H149ZM168 153V152H167ZM239 153H235L236 155H238ZM247 153V154H246ZM139 154H141V155H139ZM148 154V156H146ZM165 153H163V155H164ZM188 154V155H187ZM166 155H168V154H166ZM166 155H165V157H166ZM171 155V154H170ZM169 155V156H170ZM179 155V156H178ZM222 155V154H221ZM168 156V157H169ZM178 156V157H177ZM187 156L189 157V158H187ZM145 157V158H144ZM213 157V156H212ZM243 157V158H242ZM246 157H247V159H246ZM71 158H73V160H75L74 162L72 161V159H71V165H70V167L69 168H71L70 169V172H69V170L67 171V173L70 175H68V177L66 176H64V174H65V168L66 167H64L65 166V163H64V158L62 157V160H61V162H59L60 163V165L58 164V161H56L57 160V158H56V160H54L53 162H52V164L54 165V167H53V165H51V164H49V165H51L50 167H49V165H43L42 166V168H43V170L44 171H46V173L43 171H41L42 173H44V175L42 174L41 176L42 177H40L41 178V180H40V178L38 179V181H36V182H38L39 184H37V183H34V182H30V184L32 185V186H37L36 188H38V189H36L35 191H34V189L35 188H30V187H32L31 185L30 186H28V185H26V186H24V190H22V191H25V189L27 190V186H28V190H29V188H30V192H31V190H32V193L34 194H32V193H29L28 195H30V197H33V198H31V200H33L34 199V196L35 197H40V196H42V197H40L39 199L37 198H35L34 199V201H36L37 203L39 202V201H41V203H42V207L44 208V212H48V211H50L51 209H52V207H51V205H52V203H53V200H54V198H55V200L54 201H56L55 202V205H60L61 206V208H59V209H61L60 210V212L62 213H60V218L62 219V225L60 226H58L57 224H55L54 226L56 227V228H53L56 232H57V228L61 231V235H63V236H57V234L56 233H51V232H49V233H51L50 234V236H49V233H46V232H44V233H42V234H40L39 236L38 235H35V236H38L40 239H37V238H35V236H32V238H30V239H28V244L29 245H26V242H25V245L26 246H28L29 247V249H30V247L33 249L34 248V250H28L27 249V251L28 252H30L29 254L30 255H32V256H28L29 254H26L25 256H26V259H27V257H28V259L29 260H31V262L30 263H28V264H68V259H67V257L71 254L70 252H72V255H73V252L75 253L76 251H74L76 248H73L72 250L73 251H71V249H69V248H67L66 249V246H68L70 243L69 242H71V238L72 239H75L77 236L78 237H80V235H82L83 233H86V237L87 238H89L90 236H91V238H92V236L93 235H90V236H88V234H90L91 233V231H92V229L90 228L92 225L90 224V222L91 221H93L92 220V218L90 217V214L91 213H93L94 211H93V208L91 207V206H93L94 205V203H96V201L94 200V195L95 194H93L94 193V191L95 190H98L99 188V186H98V182L95 180V178L93 177V178H91L92 176V174L89 176L88 174H87V176L84 174V176H83V168L81 167L82 165H79L78 166V164H80V162H79V157H78V155H77V153L75 154L74 153V156L72 157L71 156ZM141 158V159H140ZM150 158V159H149ZM153 158V159H152ZM159 158L161 159V160H159ZM147 160L146 162H144L145 160ZM152 159V160H151ZM156 159V160H155ZM229 159V160H228ZM236 158H234V160H235ZM237 159L234 161L233 160V163L234 162H236L237 161ZM139 160L141 161L142 160V163L141 162H139ZM150 162H149V161ZM154 160V161H153ZM159 160V161H158ZM172 160V161H173ZM246 160V161H245ZM248 160V161H247ZM200 161V162H199ZM223 161V160H222ZM227 161H229V162H227ZM72 162L73 163H75V165L76 166H78L79 168H77L78 170H76L75 168H76V166L74 165V167H73V165H72ZM79 162V163H78ZM144 162V163H143ZM149 162V163H148ZM162 162H163V165H162ZM183 162V164H185ZM195 163L194 164V166H193V164L192 163ZM197 162H199L200 164H198ZM202 162V163H201ZM205 162V163H204ZM56 163V164H55ZM126 163H128V162H126ZM155 163H156V165H155ZM237 163V162H236ZM129 164V163H128ZM131 164V163H130ZM138 164H140V165H138ZM142 164V165H141ZM144 164H146V165H144ZM160 164L162 165V166H160ZM198 164V165H197ZM207 164L210 166V165H212L210 168H212V169H214L215 167V170H212V169H209V166H207ZM226 164H228V167L227 166H225ZM245 164V165H244ZM182 165V166H181ZM205 165H206V171H202V170H205V169H203L204 167H205ZM45 166H47L46 168H45ZM213 166H215L214 168H213ZM53 167V168H52ZM147 167V168H146ZM156 169H155V168ZM161 167L163 168V172L162 171H160V170H162L161 169ZM203 167V168H202ZM52 169V170H50V169ZM81 168V169H80ZM147 170H146V169ZM222 168V169H221ZM144 169V170H143ZM158 169V170H157ZM160 169V170H159ZM226 169V170H225ZM143 170V171H142ZM175 170H178V171H175ZM210 170L211 171H213V172H210ZM76 171V172H75ZM79 171H80V173H79ZM148 171H149V173H148ZM155 171H157V172H155ZM197 171V172H198ZM221 171H223L222 173H221ZM58 172H59V177H58ZM73 172V173H72ZM79 174H78V173ZM152 172H154V173H152ZM227 172V171H226ZM55 174V175H53V174ZM217 173L219 174H221V175H223V176H225L226 175V177L224 178L223 176H222V178H224L223 180H221L220 182H219V180L217 181V179H220V178H218L219 177V175L217 176ZM151 174V175H150ZM154 176H153V175ZM158 174H159V176H158ZM164 174V173H163ZM192 174V175H191ZM204 174V175H203ZM209 175V176H207V177H205V175ZM50 177H49V176ZM52 175V176H51ZM72 175H73V177H72ZM78 175H80V176H78ZM195 175V176H194ZM215 175H216V177H215ZM45 178H44V177ZM156 176H157V178H156ZM172 178H174L176 181H177V183H174V181L172 182V181H170V180H174V179H172ZM174 176V177H173ZM192 176H194V178L193 179H195L194 181H193V179H192ZM245 176V177H244ZM47 177H49V178H47ZM61 177V178H60ZM72 179H71V178ZM87 179H85V178ZM159 177H161V178H159ZM213 177H215L216 178V180H215V178H214V180L215 181H213V184H212V180H210V179H212ZM260 177V176H259ZM69 178V179H68ZM80 178V180L79 181H76V180H78ZM92 179V180H90V182L88 181L89 179ZM124 178V177H123ZM159 178V179H158ZM221 178V179H222ZM46 179V180H45ZM50 179V180H49ZM66 179L68 180V181H66ZM76 179V180H75ZM81 179H83V180H85L86 181V183H85V181H83V180H81ZM164 180V182L167 184V182H169L168 183V189H167V187H166V185L164 184V182H162L163 180ZM184 179V180H183ZM188 179V182H189V180H190V182H191V186L189 185L190 184V182H189V184H188V182H186V186L184 187V185H185V183H184V185L183 186H181V183H183L185 180H187ZM39 180L41 181V185H40V182H39ZM49 180V181H48ZM71 180V181H70ZM158 180V181H157ZM178 180H179V182H178ZM236 180V181H237ZM47 181V182H46ZM140 181V182H139ZM175 181V182H176ZM232 181H233V184H238L239 185V188L237 189V186L238 185H233V186H235L234 188H232L233 186L231 185L232 184ZM74 182V183H73ZM76 182H78V183H76ZM79 182H80V184H79ZM85 183V185H83L84 183ZM93 182V184H91ZM159 182V183H158ZM161 182H162V184H161ZM170 182H172L171 183V186H174V184L176 185V189H174V188H171V187H169L170 185ZM205 182V181H204ZM216 182V183H215ZM245 182V183H244ZM33 183H34V185H33ZM66 183V184H65ZM83 183V184H82ZM88 183H89V187H90V191L88 190V189H86L88 186ZM195 183H196V186H195ZM200 183V184H199ZM225 183V182H224ZM29 184V183H28ZM96 184V185H95ZM144 184V185H143ZM217 184V185H218ZM244 184V185H243ZM74 185V186H73ZM81 185H83V187L81 186ZM92 187H94V188H92ZM95 185V186H94ZM130 185V186H129ZM164 187H166L164 190H167L166 192L167 193H165L164 191H163V193L165 194V195H161L162 193V188H163V186ZM179 185V186H178ZM197 185H201V187L200 188H198L197 187ZM204 185L206 186V188L204 187ZM85 186V187H84ZM228 186H229V188H228ZM231 186V187H230ZM56 187V188H55ZM73 187V188H72ZM75 187V188H74ZM82 187V188H81ZM162 187V188H161ZM178 187V188H177ZM180 187H182L181 189H180ZM189 188V190H190V192H189V190H187V189H185V188ZM194 187L196 188V190L194 189ZM203 187V188H202ZM244 187V188H243ZM51 188H53V189H51ZM170 188V189H169ZM183 188H184V190L185 191H183L182 192V190H183ZM230 188H232V189H234V190H232V189H230ZM241 188H242V190H241ZM86 189V190H85ZM128 189V190H127ZM160 189V190H159ZM172 189H174V190H172ZM179 189H180V191H179ZM193 189L196 191L195 193H197V194H195V196L197 197V199H194V201H193V197H194V195H193ZM222 189H223V191H222ZM26 191V192H29V191ZM43 190V191H42ZM56 190V191H55ZM83 190V191H82ZM84 190H85V193H84ZM92 190V191H91ZM161 191V192H159V191ZM215 190H216V194L218 195V198H217V196H216V200L218 201L219 200V204H220V201L221 200H223L222 201V203H223V205H222V203H221V206H219V207H217L218 205H217V201L215 202V204H214V197H213V195H214V193H212V191H214L215 192ZM226 190V191H225ZM230 190H232L233 191V193H234V195H236V196H238L237 195V193L239 194V196L238 197H236L237 199H236V202L235 203H237V204H232V201L233 200H235V197L233 196V194L230 192ZM34 191V192H33ZM37 191V193H35ZM179 191V192H178ZM186 191H188V192H186ZM204 191V192H203ZM218 191V192H217ZM224 191H225V193L228 191L230 194H227V196H225L226 194H224ZM24 193V192H22V194L23 195H27V193ZM86 192L88 193V194H90V195H88V194H86ZM93 192V193H92ZM96 192H98L99 193V190L98 191H96ZM95 192V193H96ZM227 192V193H228ZM55 193V194H54ZM158 193H161L160 195L162 196V197H164V199L162 198V197H160V195H158ZM189 193V194H188ZM213 194L212 195V197H210V198H208V196H211V194ZM236 193V194H235ZM247 193V194H246ZM157 195V197H159L158 198V200L156 201V203L157 204H152L157 198H156V196H154L153 198L154 199H152L151 200V198L150 197H152L153 195ZM180 194V195H181ZM184 194V195H183ZM199 194H200V196H199ZM215 194V195H216ZM246 194V195H245ZM39 195V196H38ZM53 195V196H52ZM88 198V196H89V198L93 201L92 203H93V205H91L90 204V202H91V200L89 199L88 201H90L89 202V204L88 205H86V203H85V206H86V208L85 207H83V209H81V211L83 212V213H85V211H87V213H88V217L90 218H88V220H85V217L84 218H82V220H79L80 222H78V224H76L77 225V227H79V229L78 228H76V225H75V227L74 228H76L74 231H71L70 229L69 230H67L68 231V233L66 234V232L67 231H65L66 229H64V228H66L65 227V225L63 224L64 223V221L66 220V219H64V218H66L65 217V214H64V212H65V208H66V206L69 204V208L71 209H73L74 207H76V205L74 204V203H80V201L81 200H85V196ZM93 195V196H92ZM97 195V194H96ZM170 195V194H169ZM243 195V196H242ZM66 196V197H65ZM70 196V197H69ZM92 196V197H91ZM123 196H124V198H123ZM126 196H129V197H126ZM193 196V197H192ZM223 196H225V197H223ZM228 196H230V197H228ZM233 196V197H232ZM244 196H246V197H244ZM259 198H261V195L259 196V195H257ZM256 196V197H257ZM29 197V198H30ZM44 197V198H43ZM82 198V199H80L79 200V198ZM53 198V199H52ZM78 200H77V199ZM87 198H86V200H85V202H88L87 201ZM213 199V200H210V199ZM228 198V199H227ZM230 198H232L231 200H230ZM234 198V199H233ZM238 198L240 199L239 201H238ZM259 198H255L256 200H257V204H262V205H264V200L261 198V199H259ZM48 199V200H47ZM50 199V200H49ZM125 199V201H123V200ZM126 199H127V201H126ZM141 200L140 202H139V200ZM164 201H166V202H164V205H163V200ZM188 199V200H187ZM209 199V200H208ZM221 199V200H220ZM261 201V203H259L258 201L259 200ZM39 200V201H38ZM51 200H52V203H50L51 202ZM76 200V201H75ZM262 200H263V202H262ZM50 201V202H49ZM58 201V202H57ZM67 201V203H65V202ZM71 201V202H70ZM79 201V202H78ZM191 201V202H190ZM212 201V202H211ZM228 201V203H229V205H231V206H228V203H226ZM231 201V202H230ZM238 201V202H237ZM70 202V203H69ZM146 202H149L148 204H146ZM194 202V203H193ZM208 202V203H207ZM211 202V203H210ZM241 202H242V204H241ZM40 203V202H39ZM38 203V204H39ZM47 203V204H46ZM50 203V204H49ZM57 203V204H56ZM61 203V204H60ZM138 203V204H137ZM155 203V202H154ZM207 203V204H206ZM211 204V206L212 207H209L208 208V206H210V205H208V204ZM231 203V204H230ZM143 204V205H142ZM190 204H193V205H190ZM204 204H205V206H207V208L204 206ZM49 205V206H48ZM80 205V204H79ZM96 205V204H95ZM124 205V206H123ZM134 205V206H133ZM140 205H142V207L140 206ZM148 206V208H147V206ZM191 206V207H189L190 208V210L188 211V209H187V207L188 206ZM224 205H226V206H228V208H232V206L234 207L233 209H229V213L227 214V212H228V209H226L225 210V208H226V206H224ZM78 206V205H77ZM133 206V207H132ZM137 206V207H136ZM144 206V207H143ZM156 206V207H157ZM157 207L158 209H156V210H160V208L161 207ZM181 206V207H182ZM224 206V207H223ZM236 206H237V208H236ZM241 206V207H240ZM64 207V208H63ZM68 207V206H67ZM150 207V208H149ZM155 207V208H156ZM181 207L179 208V210L180 211H183V208H182V210H181ZM186 207V208H185ZM214 207H216V208H214ZM221 207H223L222 209L223 210H221L220 208ZM54 208V207H53ZM79 209V206L78 207H76V208H74V209ZM81 208V207H80ZM136 208H145V209H143V210H140V211H137V209ZM218 208V209H217ZM242 208V209H241ZM42 209V208H41ZM48 209V210H47ZM135 209V210H134ZM152 209V210H153ZM204 209H202V210H204ZM212 209H216V210H218V212L216 211V210H212ZM219 209H220V211H219ZM236 209H238V210H236ZM241 209V210H240ZM246 209V210H245ZM92 210V211H91ZM146 210V211H147ZM151 210V211H152ZM155 210V209H154ZM153 210V211H154ZM178 210V212L180 213V211ZM195 210V209H194ZM205 210V212L207 213V211ZM236 210V211H235ZM245 210V211H244ZM57 211H58V209H57ZM64 211V212H63ZM135 211H136V214H137V212L139 213V212H141V213H139V214H137V215H135ZM148 212V213H150L151 215H153V214H155V212L153 213V211L152 212ZM213 211V212H212ZM215 211V212H214ZM223 211H225V214H224V212ZM227 211V212H226ZM241 211V212H240ZM124 212V213H123ZM184 211L183 212H181V214H183L182 216L183 217H187L188 218V216H185L186 215V213H185ZM204 212V211H203ZM230 212L232 213V214H230ZM238 212H240L239 214H238ZM147 213V214H148ZM153 213V214H152ZM157 213V215H158V213H160V212H156ZM205 213V215H206V217H207V215L208 214H206ZM141 214V215H140ZM147 214H146V216H144L145 218L147 217ZM149 214V215H150ZM217 214V215H216ZM228 216H227V215ZM229 214H230V216H229ZM242 214V215H241ZM149 215H148V217H147V220L149 221V219L148 218H153V216H151V217H149ZM210 215V216H211ZM220 215H221V217H220ZM242 217H241V216ZM128 216V217H127ZM135 216H139V217H135ZM178 216H179V214H178ZM236 216H237V218H236ZM131 217H132V219H131ZM144 217L142 218L143 220H144ZM154 217H156V215H154ZM218 217V218H217ZM239 217H241V218H239ZM128 218V219H127ZM135 220H134V219ZM220 218V220H221V222H219V219ZM230 218H232L231 220L232 221H230L229 219ZM233 218H235L234 220H233ZM241 219V220H240ZM52 218L50 219V220H48L49 222H51V223H54L53 221H54V219L52 220ZM64 220V221H63ZM84 220V221H83ZM91 220V221H90ZM137 220H140V221H137ZM217 220H218V223H217ZM224 220V221H223ZM228 220V221H227ZM243 220V221H242ZM47 221V222H48ZM126 221V222H127ZM131 221L133 222V223H131ZM135 221V222H134ZM144 221H146V220H144ZM143 221V222H144ZM174 221V222H173ZM186 221V220H185ZM230 221V222H229ZM243 222V223H240V222ZM100 222V221H99ZM147 222V221H146ZM170 222H172V224L170 223ZM177 221H175V220H171V221H168V223H170L169 225H171V226H173L174 228V231H177V230H175V229H177L178 227L180 228V224H179V222H177ZM223 222V224H220V223H222ZM238 222V223H237ZM81 223V224H80ZM85 223V224H84ZM87 223V224H86ZM89 223V224H88ZM128 223V224H129ZM163 223V222H162ZM185 223V222H184ZM189 223V222H188ZM188 223H187V221H186V223H185V227L186 228H184L186 231H188V232H190V229H192V226H189L188 225ZM216 223H217V225H216ZM235 223V224H234ZM236 223L237 224H239L240 226H236ZM48 224V223H47ZM59 224V223H58ZM139 224V225H138ZM155 224V225H154ZM158 224V223H157ZM174 224H177V226L178 227H175L176 225H174ZM211 224V225H212ZM226 224H228V225H226ZM243 224V225H242ZM39 225H40V227H41V225H42V222L40 223V221H39ZM38 225V226H39ZM44 225V224H43ZM53 225V224H52ZM79 225V226H78ZM82 225V226H81ZM89 225V226H88ZM99 225V224H98ZM135 225V226H134ZM152 225H154V226H152ZM184 225V224H183ZM216 225V226H215ZM235 225V226H234ZM45 226V225H44ZM44 226H42V227H44ZM219 226V227H218ZM225 226V227H224ZM234 227V228H232V227ZM245 227V228H243V227ZM40 227H38V228H40ZM41 227V228H42ZM170 227V226H169ZM188 227H190V228H188ZM212 227V226H211ZM239 229V231H236V229L237 228ZM45 228V227H44ZM84 228H86V229H84ZM145 228L147 229V230H149V232L148 231H145ZM212 228V229H213ZM88 229H90L89 230V232L90 233H88ZM189 229V230H188ZM231 229V230H230ZM237 229V230H238ZM243 229V230H242ZM46 230V229H45ZM58 230V231H59ZM82 230V231H81ZM85 230V231H84ZM142 230H144V231H142ZM234 232H233V231ZM65 231V232H64ZM87 231V232H86ZM186 231H183V232H181V234L182 233H184V232H186ZM203 232L205 231L206 232V229L205 230H202ZM77 232V233H76ZM136 232H138L137 230H136ZM140 232H138V233H140ZM144 232H146L147 233V235L146 234H144ZM203 232H201V233H203ZM217 232H218V234H217ZM237 232H238V235H237ZM46 233V234H45ZM63 233V234H62ZM88 233V234H87ZM105 234H104V237H106L107 239L106 240H104V244L106 245V244H109V242H111V234L110 233H108V236H107V234H106V231L104 232ZM150 233V234H151ZM180 233V232H179ZM179 233H178V235H179ZM214 233V234H213ZM232 233H234V234H232ZM93 234V233H92ZM190 234V233H189ZM189 234H187L186 233V235H187V237L189 236ZM232 234V235H231ZM241 234V235H240ZM54 235V236H53ZM68 235V236H67ZM75 235V236H74ZM152 235V234H151ZM175 235H176V233H175ZM246 235V236H245ZM52 236V237H51ZM67 236V237H66ZM83 236H85V234H83ZM215 236H216V238H215ZM231 236V237H230ZM241 236V237H240ZM60 237V238H59ZM70 238V239H67L66 240V238ZM73 237H75V238H73ZM77 237V238H78ZM108 237H109V239H108ZM179 237V236H178ZM222 237V238H221ZM223 237H225V238H223ZM229 237V238H228ZM35 240H34V239ZM215 238V239H214ZM227 238V239H226ZM43 239V240H42ZM51 239V240H50ZM147 239V238H146ZM173 239V238H172ZM225 239V240H224ZM231 239H232V241L234 240V245H232V244H230V241H231ZM30 240V241H29ZM32 240H34V241H32ZM62 240V241H61ZM110 240V241H109ZM149 239H147L146 240V242H145V245H143L144 247L145 246H147L148 247V242L150 243L149 244V246H150V248L149 249H151V250H149L148 248H145V250H144V252H143V250H141V252H140V250L137 252V263L136 264H159V262H160V264H174V261H175V264H178L177 262H178V258H179V256H178V254L180 253L179 251H181V252H183L181 249H182V247L180 248V250H177V249H175L176 248V245H177V243L174 241V240H171V244H173V245H171L170 243H168V242H170V240H169V238L166 240V241H168V242H166V241H164L163 242V244H162V246H160V248L161 247H163L164 246V248H162V249H159V248H157L158 246L156 245V250L154 249V247H152V246H154V244L152 245V241H151V239H150V241H148ZM224 240V241H223ZM230 240V241H229ZM236 240H238V241H236ZM244 240V241H243ZM27 241V240H26ZM73 241V240H72ZM106 241V242H105ZM109 241V242H108ZM148 241V242H147ZM173 241H174V243H173ZM178 241L180 242V240L178 239ZM229 241V242H228ZM232 241H231V243H232ZM240 241H241V243H240ZM36 243V245H34V244H31V243ZM223 243V244H222ZM68 244V245H67ZM147 244V245H146ZM167 246V245H169V247H170V249H169V247L167 246H165V245ZM174 244H176V245H174ZM259 243H256V246H257V248L259 247V245H258ZM31 245V246H30ZM53 245V246H52ZM219 245H224V246H219ZM236 245V246H235ZM35 246V247H34ZM173 246H175V247H173ZM216 246V247H215ZM233 246H234V248H233ZM237 246H239V248L237 247ZM56 247V248H55ZM172 247V248H171ZM214 247V248H213ZM226 247V248H225ZM27 248V247H26ZM165 248H168V249H165ZM177 251H173L174 249ZM221 248H222V250H221ZM237 248V249H236ZM80 249V248H79ZM82 249V248H81ZM153 249V250H152ZM165 249V250H164ZM215 249V250H214ZM233 249H235V250H233ZM245 251V250H249V251H246L247 252V254H245L246 252H244L243 250ZM36 250V251H35ZM37 250H39V251H37ZM160 250V251H159ZM168 250H170L169 252H168ZM172 250V251H171ZM33 251H34V253H33ZM79 251H81V250H79ZM158 251V252H157ZM226 252V253H224V252ZM232 252V256L229 254L230 252ZM238 253H237V252ZM260 251V252H259ZM39 252V253H38ZM66 252H68V254L66 253ZM155 252H157L156 254H154ZM38 255H37V254ZM175 253V254H174ZM221 254V256L219 257V255ZM222 253H223V255H222ZM228 253V254H227ZM239 253H240V255H239ZM251 254V256H250V254ZM261 253V254H260ZM36 254V255H35ZM169 254H170V257H169ZM180 254H182V253H180ZM224 254H226L227 256L229 255V257L228 258H226V255H224ZM242 254V255H241ZM245 254V255H244ZM254 254V255H253ZM258 254L260 255L259 257H261L260 259H259V257H258ZM68 255V256H67ZM154 255V256H153ZM156 255H157V257H158V255H162L161 257H162V259H161V257H160V259H159V257H158V259L156 258ZM163 255H165V256H163ZM35 256V257H34ZM36 256H37V258H36ZM74 256V255H73ZM166 256H167V258H166ZM222 256H224L226 259L223 261L222 260V258H224V257H222ZM231 256V257H230ZM241 257V259H240V257ZM41 257V258H40ZM152 257H155V259L154 258H152ZM171 257H174V258H171ZM222 257V258H221ZM236 257V258H235ZM257 257V258H256ZM35 258V259H34ZM44 258V259H43ZM69 258V257H68ZM152 258V259H151ZM170 258H171V261H169L170 260ZM232 258V259H231ZM25 259V260H26ZM39 259V260H38ZM149 259V260H148ZM176 259H177V261H176ZM243 259V260H242ZM250 259V260H249ZM253 259V260H252ZM257 259V260H256ZM29 260H27V261H25L26 262V264H27V262H29ZM33 260H35V261H33ZM139 260V261H138ZM154 260V261H153ZM158 260H160V261H158ZM167 260V261H166ZM172 260H173V262H172ZM233 260H235L234 262H233ZM246 260H247V262H246ZM249 260V261H248ZM252 260V261H251ZM39 261H40V263H39ZM151 261V262H150ZM158 261V262H157ZM163 261V262H162ZM239 261V263H237ZM261 261V262H260ZM146 262V263H145ZM155 262H157V263H155ZM217 263V262H216ZM230 262H228L227 264H229ZM226 264V263H225Z\"/></svg>",
  "mask_w": 264,
  "mask_h": 264
}]
</instances>
